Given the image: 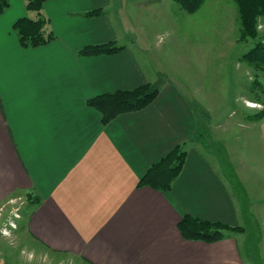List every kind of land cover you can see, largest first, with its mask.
<instances>
[{
    "label": "crops",
    "instance_id": "crops-1",
    "mask_svg": "<svg viewBox=\"0 0 264 264\" xmlns=\"http://www.w3.org/2000/svg\"><path fill=\"white\" fill-rule=\"evenodd\" d=\"M9 1L0 14V203L28 197L22 235L16 232L33 255L28 262L40 264L44 254L55 263L264 264V198L252 212L239 210L228 165L190 144L198 132L190 97L163 79L146 40L128 37L117 17L122 1L47 0L43 14L55 39L37 47H23L14 29L19 18L37 14L24 0ZM95 9L103 13L85 15ZM112 41L122 50L79 54ZM145 83L159 88L155 100L108 123L88 103ZM254 123L264 127V117ZM179 144L187 158L172 187L139 186ZM261 164L257 180L264 183ZM233 170L242 182L246 171ZM185 214L243 229L215 242L190 240L178 228Z\"/></svg>",
    "mask_w": 264,
    "mask_h": 264
},
{
    "label": "rangeland",
    "instance_id": "rangeland-1",
    "mask_svg": "<svg viewBox=\"0 0 264 264\" xmlns=\"http://www.w3.org/2000/svg\"><path fill=\"white\" fill-rule=\"evenodd\" d=\"M121 1L117 17L128 25V37L146 40L151 45V57L164 67L163 79L173 78L190 97L198 116V132L190 144L218 157L221 166L228 165L239 210L252 212L257 199L264 198V190L258 187L259 183L264 189V183L257 180L256 168L262 161L264 165V127L250 117L263 108L257 101L258 96L263 97L262 91L253 85L257 75L262 82V73L242 60L256 40H240L236 1L206 0L195 13L187 12L173 0ZM113 2L117 4L119 0ZM258 31L264 32V17L258 18ZM193 87L199 90L196 97L190 93ZM227 149L234 150L230 157ZM233 168L246 171L243 183ZM27 199L26 195H18L0 203V252L4 248V264H30L33 256L27 242L16 236V232L22 235ZM2 231L7 233L4 239ZM234 231L229 233L237 235ZM40 262L85 264L66 258L55 263L44 254Z\"/></svg>",
    "mask_w": 264,
    "mask_h": 264
},
{
    "label": "trees",
    "instance_id": "trees-1",
    "mask_svg": "<svg viewBox=\"0 0 264 264\" xmlns=\"http://www.w3.org/2000/svg\"><path fill=\"white\" fill-rule=\"evenodd\" d=\"M28 11L35 12L36 18L28 16L19 18L14 29L23 47H37L55 39V34L49 28V19L43 14V7L47 0H24ZM189 13L197 12L206 0H173ZM240 20V40H256L254 45L244 52L242 60L254 65L263 75L264 73V32L258 31V18L264 17V0H235ZM9 0H0V14L9 6ZM102 9H95L85 13L86 16H97ZM123 46L116 42L87 45L80 50L81 55H95L116 53ZM262 91L263 97L257 101L263 105L260 111L250 115L258 121L264 117V83L258 79L253 83ZM160 90L151 83L128 90H118L104 93L88 100L103 114V122L108 123L120 113L144 109L158 96ZM187 158V151L182 144L177 145L166 156L153 163L147 173L140 179L139 186H150L158 190H169L174 180L181 173ZM32 198V197H31ZM38 201V199H34ZM182 235L190 240L215 242L224 239L230 231L242 230L237 226L216 221H210L191 214H185L178 224Z\"/></svg>",
    "mask_w": 264,
    "mask_h": 264
}]
</instances>
